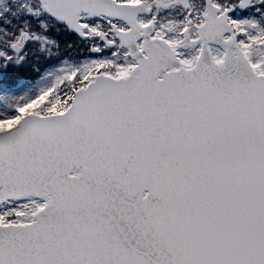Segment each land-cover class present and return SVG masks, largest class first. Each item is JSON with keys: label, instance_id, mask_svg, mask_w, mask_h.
<instances>
[{"label": "snow or ice", "instance_id": "obj_1", "mask_svg": "<svg viewBox=\"0 0 264 264\" xmlns=\"http://www.w3.org/2000/svg\"><path fill=\"white\" fill-rule=\"evenodd\" d=\"M0 264H264V0H0Z\"/></svg>", "mask_w": 264, "mask_h": 264}]
</instances>
